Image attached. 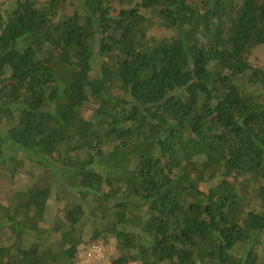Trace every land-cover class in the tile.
<instances>
[{
	"label": "trees",
	"instance_id": "16d2710c",
	"mask_svg": "<svg viewBox=\"0 0 264 264\" xmlns=\"http://www.w3.org/2000/svg\"><path fill=\"white\" fill-rule=\"evenodd\" d=\"M259 46L264 0H0V264H264Z\"/></svg>",
	"mask_w": 264,
	"mask_h": 264
},
{
	"label": "built area",
	"instance_id": "2783aa9c",
	"mask_svg": "<svg viewBox=\"0 0 264 264\" xmlns=\"http://www.w3.org/2000/svg\"><path fill=\"white\" fill-rule=\"evenodd\" d=\"M120 249L111 244L106 246L103 243L80 244L77 247L74 263L75 264H114L115 254L119 253ZM129 264H136L130 262Z\"/></svg>",
	"mask_w": 264,
	"mask_h": 264
},
{
	"label": "rangeland",
	"instance_id": "374dc122",
	"mask_svg": "<svg viewBox=\"0 0 264 264\" xmlns=\"http://www.w3.org/2000/svg\"><path fill=\"white\" fill-rule=\"evenodd\" d=\"M161 31L162 30L160 28L151 30V32H153L154 35H160ZM250 60H251V65L253 67H259L264 65V46H259L258 48H255ZM10 188H11L10 181L7 178L0 177V198L5 196L10 190Z\"/></svg>",
	"mask_w": 264,
	"mask_h": 264
}]
</instances>
